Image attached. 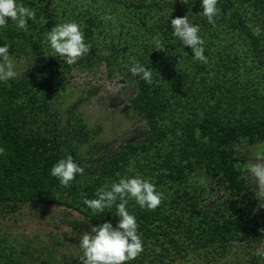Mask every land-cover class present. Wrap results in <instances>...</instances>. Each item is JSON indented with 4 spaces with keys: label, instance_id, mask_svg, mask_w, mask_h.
Listing matches in <instances>:
<instances>
[{
    "label": "trees",
    "instance_id": "1",
    "mask_svg": "<svg viewBox=\"0 0 264 264\" xmlns=\"http://www.w3.org/2000/svg\"><path fill=\"white\" fill-rule=\"evenodd\" d=\"M17 2L36 19L27 31L11 20L0 28V47L7 44L13 58L31 61L17 78L0 82V215L31 203L58 204L78 215L68 212L65 219L75 233L104 222L115 227V207L93 214L83 199L96 198L98 188L122 177L140 176L164 200L154 211L129 202L144 248L129 264H177L191 253L211 263L234 246L250 255L264 243V208L255 210L258 202L250 201L252 188L235 156L241 143L264 142V0H218L214 24L199 14L201 0ZM189 10L207 63L195 60L171 29V19ZM64 22L79 24L91 45L74 65L83 71L103 66L108 78H120L130 90L128 108L143 123L140 140L105 155L104 145L93 141L97 131L74 113L65 116L62 61L46 41ZM157 40L165 51L156 48ZM134 62L153 69L152 84L132 76ZM67 155L84 174L64 188L50 172ZM81 255L56 263L0 237V264H80Z\"/></svg>",
    "mask_w": 264,
    "mask_h": 264
},
{
    "label": "clouds",
    "instance_id": "2",
    "mask_svg": "<svg viewBox=\"0 0 264 264\" xmlns=\"http://www.w3.org/2000/svg\"><path fill=\"white\" fill-rule=\"evenodd\" d=\"M186 4L187 0H183ZM218 0H201L202 13L209 24L215 23L219 15ZM191 11L183 17L171 19L173 34L183 44L191 49L195 60L207 63L204 55L205 41L199 35V25L193 24L189 16ZM36 13L33 9L18 3L17 0H0V28H6L9 20L19 30H28V21H35ZM46 41L56 57L64 58L68 65H74L78 60L88 55L91 45L86 43L84 32L76 22H64L53 26L46 34ZM156 48L165 51L159 40ZM133 77H137L148 84L153 83V69H146L138 62L129 68ZM15 60L10 54V46L0 47V82L7 83L17 78ZM119 91V89H117ZM5 149L0 148V155ZM247 177L254 184V198L257 208H264V156L249 160L245 165ZM51 176L58 179L60 186L70 187L77 175L84 174V168L71 155L59 159L51 168ZM94 199H83V204L93 214L103 213L115 207L114 215L119 218L115 227L111 222H104L100 226L90 227V232L81 234L79 248L82 252L80 264H129L136 260L144 251L142 235L139 232L137 219L128 211V204L134 201L141 209L156 210L164 200L162 192L149 179L136 176L122 177L118 182L105 184L97 189ZM264 258V250L257 252Z\"/></svg>",
    "mask_w": 264,
    "mask_h": 264
},
{
    "label": "rangeland",
    "instance_id": "3",
    "mask_svg": "<svg viewBox=\"0 0 264 264\" xmlns=\"http://www.w3.org/2000/svg\"><path fill=\"white\" fill-rule=\"evenodd\" d=\"M54 59L62 61L63 66L60 74L64 87L61 102L65 116L74 113L83 119L88 128L97 131L93 141L104 145L103 154L107 155L126 143L142 138L143 123L129 110L131 92L120 78H108L103 66L94 71H83L75 65L64 67V58L54 56ZM14 60L17 72L24 71L31 65L30 59L24 56ZM235 156L240 162L242 176L252 188L253 196L250 201L253 202L254 184L247 177L245 165L249 160L264 156V142L253 145L241 143L236 147ZM203 178L208 183L214 182L207 175ZM253 203L257 205L256 202ZM250 208L253 211L259 210L254 206ZM68 212L78 216L58 204L23 205L14 213L0 215V237L5 238L18 251L60 262L64 256L76 255L81 251V234L73 232L65 224V219L69 218ZM260 250H264V243L253 249L250 255H246L241 247L234 246L223 258L216 257L211 263H207L204 254L191 253L177 264H264V258L257 255Z\"/></svg>",
    "mask_w": 264,
    "mask_h": 264
}]
</instances>
